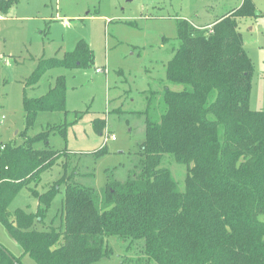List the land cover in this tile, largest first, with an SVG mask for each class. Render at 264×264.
I'll return each instance as SVG.
<instances>
[{"label":"trees","instance_id":"16d2710c","mask_svg":"<svg viewBox=\"0 0 264 264\" xmlns=\"http://www.w3.org/2000/svg\"><path fill=\"white\" fill-rule=\"evenodd\" d=\"M16 2L0 0V16ZM254 9L243 0L210 26L178 20L179 45L165 77L182 88L145 94V108L135 112L144 123L136 161L124 180L107 170L101 190L81 182L66 147L49 144L50 134L64 138L68 126L65 77L57 76L41 96L23 93L22 142L0 149V221L24 254L37 264H89L110 256L106 237L113 235L126 251L136 249L130 264H264V110L249 108L253 64L236 20ZM93 58L79 40L60 58L39 59L25 85L51 68L89 67ZM40 112H58L62 120L29 135ZM105 125L92 121L99 134ZM104 151L105 145L93 155ZM165 155L185 166L183 191L162 165ZM60 158L63 174L37 194L36 212L17 209L11 217L16 192L36 184ZM61 183L60 210L46 223ZM0 264L21 262L0 244Z\"/></svg>","mask_w":264,"mask_h":264},{"label":"rangeland","instance_id":"374dc122","mask_svg":"<svg viewBox=\"0 0 264 264\" xmlns=\"http://www.w3.org/2000/svg\"><path fill=\"white\" fill-rule=\"evenodd\" d=\"M251 1L254 15L238 16L236 20L243 48L253 64L249 108L259 111L264 110V0ZM242 3L243 0H17L6 15L0 16V149L5 142H22L23 93L41 96L57 76L63 75L68 126L64 138L49 135L50 146L58 150L66 147L72 154L69 166L77 165L78 172L83 173L81 182L96 190L103 188L107 170L116 179L124 180L144 138L143 118L135 112L145 108V94L182 88L165 77L166 65L179 45L178 20L186 19L198 27L210 26ZM79 40L93 51L91 66L51 68L37 84L25 85L39 59L60 58L72 51ZM74 111L79 113L77 118ZM95 118L104 119L106 124L100 134L92 127ZM61 120L58 112H40L28 134L35 135L48 123ZM106 135L114 139L105 140ZM104 145L105 151L94 156ZM61 160L42 171L36 184L31 182L16 192L7 208L11 217L17 209L36 212L37 194L45 192L63 174ZM162 165L183 191L185 166L169 155L164 156ZM63 196L61 183L46 223L60 210ZM106 243L110 256L89 264H120L122 259L130 264L129 260L136 256V249L126 251V242L116 236H107ZM0 244L19 257L21 264H37L23 253L1 221Z\"/></svg>","mask_w":264,"mask_h":264},{"label":"built area","instance_id":"2783aa9c","mask_svg":"<svg viewBox=\"0 0 264 264\" xmlns=\"http://www.w3.org/2000/svg\"><path fill=\"white\" fill-rule=\"evenodd\" d=\"M96 71H100V70L97 68ZM107 139H114V136L113 135H106L105 140H107Z\"/></svg>","mask_w":264,"mask_h":264},{"label":"crops","instance_id":"0c3cea01","mask_svg":"<svg viewBox=\"0 0 264 264\" xmlns=\"http://www.w3.org/2000/svg\"><path fill=\"white\" fill-rule=\"evenodd\" d=\"M1 18V17H0Z\"/></svg>","mask_w":264,"mask_h":264}]
</instances>
